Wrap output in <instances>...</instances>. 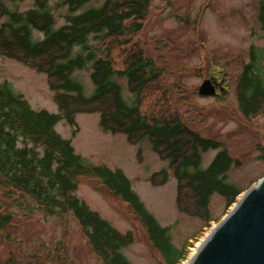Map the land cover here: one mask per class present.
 I'll return each instance as SVG.
<instances>
[{
    "label": "trees",
    "instance_id": "1",
    "mask_svg": "<svg viewBox=\"0 0 264 264\" xmlns=\"http://www.w3.org/2000/svg\"><path fill=\"white\" fill-rule=\"evenodd\" d=\"M22 1L0 0V18L5 17L0 24V57L43 73L58 112L32 109L7 81L0 82V194L13 197L11 200L28 213L39 211L53 218L70 215L103 264H131L122 249L134 241L132 232H119L75 195L78 178L87 177L129 207L164 264L181 263L189 240L197 239L199 233L174 246L168 228L148 212L125 173L85 161L74 152L70 140L54 129L60 120L75 126L76 114L97 113L103 132L123 134L132 145L147 140L159 159L168 161L176 181L178 210L202 221L201 232L213 221L209 201L214 194L225 201L226 209L235 202L242 189L229 183L226 174L238 161L221 149L201 168V155L219 149L220 142L201 136L183 122L162 82V70L132 41L142 31L151 0H103L98 7L85 9L91 0H58L57 6L67 11L59 26L50 10L52 0H32V7L20 11L14 5ZM261 13L264 23V11ZM34 31L42 38L34 39ZM90 38L98 44H89ZM75 48L78 51L74 52ZM114 49H121L122 70L112 64ZM97 50L103 55L96 56ZM260 60L264 61V45L259 52L251 49V60L244 63L236 79L238 107L245 118L264 107ZM85 68L90 69L94 87L88 96L72 76ZM117 76L125 78L134 97L132 103L123 98ZM153 95L157 96L153 108L142 112V101ZM140 153L138 150V159ZM259 156L264 161V146ZM168 177L169 172L161 169L148 181L162 186ZM14 216L0 209V238ZM52 264L61 263L55 260Z\"/></svg>",
    "mask_w": 264,
    "mask_h": 264
},
{
    "label": "rangeland",
    "instance_id": "2",
    "mask_svg": "<svg viewBox=\"0 0 264 264\" xmlns=\"http://www.w3.org/2000/svg\"><path fill=\"white\" fill-rule=\"evenodd\" d=\"M102 1L91 0L82 9L98 7ZM57 2H50V10L59 26L64 23L63 16L67 11L65 7L57 6ZM32 4V0H24L14 6L22 11ZM263 7L264 0H151L142 31L132 39L162 70V82L183 122L201 136L220 142L219 149L201 155V168H205L219 150H227L238 165L230 167L226 179L242 192L256 184L264 174V161L259 156L260 148L264 146V107L257 115L245 118L240 113L235 90L242 66L251 60V49L259 52L264 45ZM4 20L5 17H1L0 24ZM32 34L34 39L42 38L37 31ZM89 44L98 43L90 38ZM95 54L103 55L98 50ZM112 64L116 70L123 69L121 49L112 50ZM259 68L264 76L263 60L259 61ZM89 74V68L72 74L87 96L94 88ZM210 77L224 79L225 89L220 97L197 93L201 81ZM115 80L121 86L123 98L132 103L134 97L125 78L117 76ZM4 81L20 93L32 109L58 112L53 91L43 73L0 57V82ZM156 97L153 95L142 101V112L153 108ZM74 120L75 126L60 120L55 131L69 139L74 152L85 161L119 168L125 173L148 212L161 226L168 228L174 246H180L199 233L190 244L189 256L210 227L201 232L202 221L178 210L176 181L168 169V161L160 160L147 140L132 145L123 134L103 132L97 113L76 114ZM138 150L141 151L140 159ZM161 169L169 172L166 183L162 186L150 184V175ZM77 186L75 195L101 218L119 232H132L134 241L122 249L131 264H164L128 206L87 177L78 178ZM11 199L13 197L0 194V209L15 215L0 238V264H52L55 260L61 264H103L90 250L77 220L70 215L53 218L45 217L39 211L28 213ZM209 202L211 224L214 225L227 209L218 194H214Z\"/></svg>",
    "mask_w": 264,
    "mask_h": 264
},
{
    "label": "water",
    "instance_id": "3",
    "mask_svg": "<svg viewBox=\"0 0 264 264\" xmlns=\"http://www.w3.org/2000/svg\"><path fill=\"white\" fill-rule=\"evenodd\" d=\"M197 93L215 95L214 82L203 79ZM182 264H264V174L239 195Z\"/></svg>",
    "mask_w": 264,
    "mask_h": 264
},
{
    "label": "flooded vegetation",
    "instance_id": "4",
    "mask_svg": "<svg viewBox=\"0 0 264 264\" xmlns=\"http://www.w3.org/2000/svg\"><path fill=\"white\" fill-rule=\"evenodd\" d=\"M210 79L212 80V81H214V83H215V92H216V94H215V97H220L221 96V92H220V84H222V86L224 87L225 86V81H224V79H222V78H217V77H210ZM225 88V87H224Z\"/></svg>",
    "mask_w": 264,
    "mask_h": 264
},
{
    "label": "bare ground",
    "instance_id": "5",
    "mask_svg": "<svg viewBox=\"0 0 264 264\" xmlns=\"http://www.w3.org/2000/svg\"><path fill=\"white\" fill-rule=\"evenodd\" d=\"M195 250V248L194 249H192V252L191 253H193V251Z\"/></svg>",
    "mask_w": 264,
    "mask_h": 264
}]
</instances>
